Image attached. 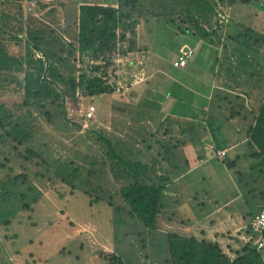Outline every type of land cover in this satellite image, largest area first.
Wrapping results in <instances>:
<instances>
[{"label":"rangeland","instance_id":"1","mask_svg":"<svg viewBox=\"0 0 264 264\" xmlns=\"http://www.w3.org/2000/svg\"><path fill=\"white\" fill-rule=\"evenodd\" d=\"M81 3L117 5V0H40L37 4L36 1L27 0L22 10L19 9L20 4L17 0H0V47L7 49L9 55L17 57L25 53V41L32 40L34 35L39 37L45 35L51 38L49 41L61 44L67 42L69 44L71 41L76 43L75 24ZM235 4V9L230 12L229 3L216 1L213 4L212 2L214 14L211 12L205 20L198 11L191 12L185 22L178 18V13L172 16L165 13L159 17L148 14L147 20H141L137 39L142 47L147 46L148 51L138 53L137 58L145 60L148 72L156 71L142 100L143 104H146L144 108L139 104V98L135 93L129 97L131 99L124 101L128 89L122 86L119 90L122 94L117 90L114 94L93 97V100L80 97L78 109L74 107L76 105L73 100H67L68 118L81 124L80 128L71 123L66 124L63 119L56 116V108L34 110L32 119L34 137L31 145L33 149L43 154L48 164L36 165V162L22 164L12 145L5 146L7 153L11 154L12 163L8 164L7 169L0 171L2 182L10 181L6 173L11 167L14 169L11 177H16L23 171L31 177L29 184L24 187L21 185L23 180L8 184L13 192L11 196L15 198L9 202H15L16 198H19L17 195L22 191V187L23 191L38 197L39 202L35 205L37 211L33 218H29L30 212L21 209L22 202L1 208L10 209L15 218L10 229L11 227L3 224L5 217L0 216V264H26L27 261L33 264H106V261L100 257L101 251L115 252L122 256L127 264H166L168 258L166 232L191 233L184 232L185 226L181 220L193 228L198 223L208 225V221L214 224L220 221L226 222L225 219L229 217L239 219L242 214L246 217L247 223H245L248 224L250 218L247 214L257 212L264 196V167L251 173L250 166L256 163V160L243 154L242 166L247 170L245 175L250 179L248 189L245 187L246 184L242 185L240 182L228 185L224 178L227 177V172H224V165L218 159H211L210 162H213L211 166L204 165L194 169L192 152L206 159L205 151L193 148L188 155L187 151L178 148L181 146L173 147L177 141L176 137L179 136L174 129L176 123L195 114L194 109L188 102L184 103L185 105L168 103L165 100L167 94H164L173 89L172 86L171 88L168 86L171 82L168 78L169 73L183 80L187 86L186 81L197 83L201 74H205V78H208L209 73L213 75L220 72L217 74L216 82L224 83L221 79L224 78V65L229 68L232 60L225 62L222 55L224 49H235L236 53L232 57L236 59V66L233 62L230 65L232 69H236L238 81L244 89H247L248 95L263 96L264 0H249L246 4L237 1ZM203 11L202 9L201 12ZM171 18L173 22L169 23L167 19ZM5 26L9 27L6 28L8 31ZM184 46L194 50L195 55L189 60L191 64L189 69L195 78L188 79L189 76L181 70L188 65L183 68H176L173 65L180 49ZM37 54L41 55V52L38 50ZM130 59L132 58H128ZM122 61L127 59L123 58ZM218 61H220L219 65ZM225 76L228 74L226 73ZM144 79L146 80L140 74L138 83ZM121 81L131 84L133 76L125 79L122 77ZM157 84H160L159 90ZM219 86L224 88V85ZM14 87L15 85L8 86L5 94L0 96V99L10 106L13 103L21 105L24 98L22 94H15ZM189 90L192 89L183 87L182 92L179 90L178 93H181L182 98L185 99L191 94ZM129 101L131 104H128ZM241 101L243 103L244 100ZM125 102L131 108L128 112ZM207 102L213 112V117L208 119L211 124L209 127L212 128L204 125L207 133L198 131L202 142L210 141V129L217 132L218 137L214 141V145H217L224 142V137L230 129L232 131L238 125L252 124V117L248 112L228 124L224 115L226 114L224 104L227 103H221L217 97L215 101ZM220 103L223 104V108L217 107ZM90 106H95V111L91 119L87 120L84 115ZM47 111L53 114L51 119H48ZM124 112L126 116L134 117L132 120H127L126 124ZM198 112L201 116L207 113L203 109ZM210 113H207L209 117ZM245 114H247L246 119L243 118ZM94 129L98 133H103L105 139L112 143L113 151L126 158L138 157L147 163L160 152L162 165L159 168L164 169L165 174L171 179L168 193L171 195L176 189L182 191L183 195L191 200L189 203L192 212L185 215L181 207V212L175 216V220L172 216L167 220L166 217L176 210L177 204L174 198L166 197L163 211L167 216H159L162 224L154 231L130 218L127 212L112 208L108 203L112 197V200L120 206H126L119 192L126 181L115 175L111 166V161L114 162L112 157L115 159L114 153L109 150L107 143L98 140V133L95 134ZM181 129L177 130L181 131ZM243 133L246 135V131ZM214 134L216 136V133ZM229 139L232 144L237 142L230 137ZM241 147L248 152L255 151L248 144H243ZM20 150L24 148L21 147ZM66 163L77 168V173L71 174V171L67 173L68 181L71 182L68 185L61 182L55 174L59 172V165ZM90 170L94 172L88 178ZM37 174H42L45 178H38ZM203 177L206 179L202 180ZM228 177L230 178L231 175ZM85 179L89 180L90 185L83 183L82 180ZM234 179L236 181V178ZM105 183L108 184V194L103 195L99 189L94 192L93 187L96 184L105 185ZM72 185L78 186V189L74 190ZM29 187L31 191L28 190ZM180 187H183V190ZM85 192H90L92 197ZM97 195L103 196L104 200L95 201L94 196ZM225 204L229 209L226 210ZM219 207L221 209L216 211ZM52 222L56 224L52 225ZM220 233H224V230ZM5 234L19 235L15 239L16 242L18 240L20 242L17 248L11 241L4 239ZM233 234L228 237L233 238L238 235L235 228ZM219 243L226 251L229 245H232L224 241V238ZM12 248L20 249V252L16 253Z\"/></svg>","mask_w":264,"mask_h":264},{"label":"trees","instance_id":"2","mask_svg":"<svg viewBox=\"0 0 264 264\" xmlns=\"http://www.w3.org/2000/svg\"><path fill=\"white\" fill-rule=\"evenodd\" d=\"M17 1L20 4L19 9H21L27 0ZM30 1H36V4L40 2V0ZM216 1L229 3L230 6L237 1L245 4L249 2V0H117V5L81 3L79 17L75 24L77 26L76 43L71 41L69 44L68 42L61 44L49 41L51 38L45 35H41V37L34 35L32 40L25 41V53L17 57L9 55L7 49L0 47V96L5 94L8 86L15 85V94H22L24 97L21 105L13 103V106L0 99V171L7 169L8 164L12 163L11 154L7 153L5 147L11 145L22 164L27 165V163L34 162L36 165L48 164L43 154L33 149L34 147L31 145L34 137L32 128L34 110L43 111L46 107L56 108V116L63 119L66 124L71 123L80 128L81 124L68 118L67 102L70 99L76 105L74 107L78 109L77 105L81 98L93 100V97L114 94L120 90L118 86V81L122 78L120 73L125 76L123 77L125 79L130 77V74L126 75V71L130 72L132 67L144 68L146 63L143 59L141 64L139 60H128V65L125 67L122 65L121 59L136 58L138 53L146 51L137 39L138 26L142 19L147 20L146 15L159 17L165 13L171 16L178 13V18L185 22L191 12L198 11L201 18L205 20L211 12L214 14L212 2L214 4ZM200 8L204 11L201 12ZM167 21L173 22L172 18ZM6 28L9 27L5 26ZM38 50L41 55L37 54ZM238 98V95L230 94H226L224 98L218 96L221 103H227V105L224 104V108L228 120H235L248 110L244 101L238 103ZM221 103L220 108L223 107ZM46 115L48 119H51L53 114L47 111ZM93 132L98 133L95 129ZM246 134L248 145L255 150L249 153V156L256 160L254 166L250 168L251 173H255L256 170L264 167V97L262 102L257 105L256 112L253 113V124L250 125ZM97 138L101 143H107L110 148L108 149L114 153L115 159L112 157L114 162L111 161V166L115 175L126 181L119 192L127 207L120 206L112 200V197L108 202L112 208L127 212L130 218L154 231L161 227L162 222L159 216H167L163 211L166 197L174 198L177 204L176 210L166 217L167 220L171 219V216L175 220V216L181 212V207L184 213H186V209L191 208L190 203L183 206L185 203L182 202V199L168 193L171 179L165 174L164 169L159 168L162 165L160 152L153 160L149 159V162L146 163L141 158L130 159L113 151L112 143L105 139L103 133H98ZM178 141L177 139L173 147H178L180 143L184 144V142ZM21 147L24 150H20ZM219 147H223V149L216 151L215 157L222 159L235 183L246 184L245 187L248 188L250 179L245 175L247 170L240 163L242 157L237 156L232 159L228 154L230 147L226 141L221 142ZM101 148L103 147L101 146ZM219 151H224V156H219ZM162 159L164 160V158ZM69 171L71 174L77 173V168H74L70 163L60 164L59 172L55 174L61 182L68 185L71 184L68 181L67 173ZM13 172L14 169L11 167L6 173L10 181L5 183L0 179V216L5 217L3 224L9 227L15 217L7 207L1 208L14 203L18 205L22 202L21 209L27 213L30 212L29 218H33L37 211L35 205L39 202L38 197L23 191V187L31 180L30 175L23 171L16 177H11ZM93 172V170L88 172V178L93 175ZM37 177L45 178L42 174H37ZM18 180H23L22 191L17 195L19 198H16L15 202H9L15 198L11 196L13 192L9 189L8 184H13ZM82 181L90 185L88 179ZM71 187L74 190L78 189L76 185ZM98 189L103 195L109 192L106 183L105 185L96 184L93 187L94 192ZM28 190L32 189L29 187ZM85 193L92 197L90 192ZM94 200L101 202L104 198L97 195L94 196ZM262 212H264V207L258 209L256 213L247 214L250 224L245 231L246 238L242 241L234 238L236 247L229 245L228 251L223 249L219 241L209 239L205 235L206 231L203 230V235L198 237L193 234L167 231L165 237L168 252L166 264H264V246L259 247L258 244L260 239L264 242V229L261 232H255L252 228L253 219ZM21 215L19 214V216ZM181 221L186 225L184 220ZM53 224L56 223L52 222ZM58 224L61 225V222L58 221ZM18 237L17 234L4 235V239L11 241L12 245L16 246L15 248L20 244L19 240L15 241ZM14 249L13 251L16 253L20 252V249ZM100 257L106 261V264H127L123 257L115 252L101 251ZM26 264H33V262L27 261Z\"/></svg>","mask_w":264,"mask_h":264},{"label":"crops","instance_id":"3","mask_svg":"<svg viewBox=\"0 0 264 264\" xmlns=\"http://www.w3.org/2000/svg\"><path fill=\"white\" fill-rule=\"evenodd\" d=\"M235 6H236V4H234L233 6H230V12H232L235 9ZM78 16H79V13H78ZM142 48H145V50L148 51L147 46L142 47ZM235 53H236L235 49L234 50H227V49L225 50L224 49V55H222L224 57V61L228 62V61L232 60L230 62V64L233 62V63H235V66H236V59H234L232 57L233 55H235ZM230 54H231V56H230ZM194 55H195V53H194ZM128 58H130V57L125 58V59H127V61H122L123 66L128 65ZM130 60H139V63L140 64L142 63V59L140 57L137 58V56H136V58H132ZM240 60H242V59H240ZM219 63H220V61H218V65H219ZM230 64H229V68H226V66L224 65V78H221L222 80H224V83L216 82L217 74L220 72L214 73L213 75H211L212 73H209L208 78H205L206 77L205 74L204 75L201 74V77H200L199 81H197V83H195L194 81H192V82L186 81L187 86L185 85L183 80L175 78L170 73L168 75V78H170V80H171V82L168 86L169 87L172 86L173 89H170V91H169L170 93L169 92L166 93L165 91H163V92H165L164 94H167V96H166L167 98L165 100L168 103L173 102V103H178L179 105H185L184 103L188 102V103L192 104V105L190 104L189 106H192L194 109L193 113H195V114H191L190 116H187L186 118L181 119L180 122L178 124L176 123V125L174 127L175 133L177 132L179 135L176 138L179 141L184 142V144L180 143L179 146H181L180 147L181 149L187 151L188 155H190L189 153L193 148H197V150L201 149L202 151H205L204 153L207 156L206 159H204L205 158L204 156L199 155L198 153L192 152V157H194L193 158L194 169L197 167L204 166V165L205 166H211L213 163V162H210L211 159H218L223 164L222 159L215 157L216 151L223 149V147L222 148L219 147L220 144L214 145V141L218 137L217 132H213V130L210 129L211 139H210V141H206V142H202L198 136V135H200L198 133V131L199 132L203 131L205 134V133H207V128H212V127H209V125H211V124H209L208 119L209 118L211 119L213 117V112L211 109H209L210 108L208 106L209 102H207V101H209V100L215 101L214 98L217 97V99H218L219 95L221 96V98H224L226 96V94H230L232 96L238 95L239 98L237 99V101H240V103H242L241 100L242 99L244 100V102L246 103V106L248 108L247 112L248 113L250 112L249 114H251L252 124H253V113L256 112L257 105L262 102V99L264 97V94H263V96L261 94H259V96L258 95H248L247 89H244V87L240 84V81H238L239 77L236 75V71H235L236 69H232ZM190 65H191L190 62H188V66L184 69H181L186 73L187 76H189L188 79L195 78V76L192 75L191 70L189 69ZM138 73L143 75L146 78V80L144 79L142 82L138 83V79L140 76V74H138ZM155 73H156L155 70H153V71L150 70L148 72L146 65L142 69H136V68L132 67L130 69V72L126 71V75L130 74V76H133V82L131 84H128L127 81H125L124 83H122L121 80L118 81V83H120L119 89H121L122 86H125L126 88H128V90H126V93H125L126 96H125V98H123V100L126 101L128 99H131L129 97L132 96L133 93H135L139 98V104H142L143 105L142 108H144V106L146 104H143L142 100L145 98V94L148 91V86L151 83V81H153V76L155 75ZM226 73L228 74V76H225ZM231 74H234V75H231ZM120 77H125V76H122L120 73ZM219 85H224V88H222ZM158 86H160V84H157V87ZM183 87L184 88L189 87L190 89H192V90H189V92L191 91L190 96H188L185 99L182 98L181 93H178L179 90H181V92H182ZM159 88L160 87H158V90H159ZM193 95H195V97ZM200 102H201V104H200ZM128 104H131V102L129 101ZM125 107H127V112L130 111L131 108L129 105H126V102H125ZM217 107H219V106H217ZM221 108H223V107H221ZM200 109H203V111L207 112V113L211 112L210 113L211 116L209 117L207 115V113H206V115L202 114V116H201L200 115L201 113L198 112V110H200ZM133 110H135L134 107H133ZM171 113H172V111H171ZM125 114L126 113L124 112L125 124H126L127 120H132L134 117L126 116ZM224 115L226 117V123H228V124H230L231 122L238 119V118H236L235 120H228L227 119L228 115L227 114H224ZM243 118L246 119L247 114H246V116L244 115ZM244 122H246V121H244ZM137 124L140 125L139 123H137ZM204 125L207 126V128L203 127ZM250 125H248V126H247V124L238 125L236 127V129H233L232 131L230 129L227 136L224 137V141H226L228 144V147H230L228 154L232 159H235L237 156L242 157L243 154H247L249 156V153L252 151V150H250L248 152L247 149H245L244 147H241L243 144H248V140H247L248 138L246 136L247 134L245 135L243 132L246 131V133H247ZM178 128L179 129L182 128L181 131H178L177 130ZM214 133H216V136ZM243 135H244V137H243ZM229 137L233 140H236L237 142L232 144ZM171 139L173 140V138H171ZM197 140H199V141H197ZM194 142H197V143H194ZM251 148H252V146H251ZM246 158H248V157H246ZM240 161H241L240 163H242V159H240ZM254 164H255V162L250 166V168L253 167ZM189 172H191L190 169H189ZM224 172L225 173L227 172V177L229 175H231L230 178L224 177V178H226L225 181L228 182V185H232V184L235 185L236 183L233 180L232 174L226 168L225 165H224ZM205 179L206 178L203 177L202 180H205ZM231 180L233 183L231 182ZM249 187L250 186H248V188ZM180 189L183 190V187H180ZM191 189L194 191L193 188H191ZM172 195L174 197H178L179 199H182V202L185 203L183 206H185V205L187 206L189 201H191L190 198L185 197L183 195V192L178 190V189L174 190ZM193 197H194V195H193ZM224 206H226L225 207L226 210L229 209V206H227V204H225ZM262 207H264V197L263 196H262V201L260 203L259 209ZM219 209H221V207L217 208L216 211H218ZM186 210H187L186 213H184L185 215H188L190 212H192L191 208H188ZM245 219H246V217L241 214L239 219H231V217H229L228 219H225V220H227L226 222L220 221L218 223L213 224V222L208 221V225L198 223L193 228L189 224H186V225H184L185 226L184 232H191L189 235L193 234V235L198 237V236L203 235L202 230L203 231L207 230L205 235L209 239L220 241L222 238H224V241H228V243L235 246L233 238H238L241 241L246 238V233L244 236V232H245L244 228L246 227L245 225L249 226V224H250L249 220L250 219L248 220V224H246L247 222ZM234 228H235V231L238 232V235H235V237H233V238L228 237L229 235L233 234ZM222 230H224V233H220V232H222ZM195 231H197V233H199V235ZM225 232L227 234H225ZM231 242H233V243H231Z\"/></svg>","mask_w":264,"mask_h":264},{"label":"built area","instance_id":"4","mask_svg":"<svg viewBox=\"0 0 264 264\" xmlns=\"http://www.w3.org/2000/svg\"><path fill=\"white\" fill-rule=\"evenodd\" d=\"M194 55V50L188 46H184L179 51L178 58L174 61V67L176 68H183L188 65L189 60ZM95 111V106H90L86 111L84 115L87 120L91 119L93 116V113ZM224 151H219V156H224ZM252 228L255 232H261L264 229V212H262L260 215H257L253 221H252ZM263 240L260 239L258 241L259 247H263Z\"/></svg>","mask_w":264,"mask_h":264}]
</instances>
